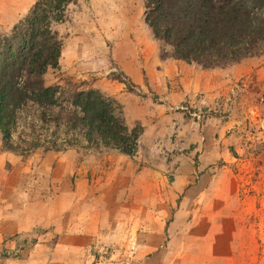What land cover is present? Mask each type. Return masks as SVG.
<instances>
[{
    "label": "rangeland",
    "instance_id": "rangeland-1",
    "mask_svg": "<svg viewBox=\"0 0 264 264\" xmlns=\"http://www.w3.org/2000/svg\"><path fill=\"white\" fill-rule=\"evenodd\" d=\"M143 15L142 0H79L53 25L45 85L96 90L142 132L131 156H20L0 134V221L24 214L0 264H264V54L212 70L161 59Z\"/></svg>",
    "mask_w": 264,
    "mask_h": 264
},
{
    "label": "trees",
    "instance_id": "trees-1",
    "mask_svg": "<svg viewBox=\"0 0 264 264\" xmlns=\"http://www.w3.org/2000/svg\"><path fill=\"white\" fill-rule=\"evenodd\" d=\"M79 0H38L0 36V134L6 151L115 150L131 156L140 126L129 129L119 106L93 89L47 86L58 66L53 25ZM160 58L223 68L264 54V0H142ZM126 77H124V80ZM123 82V81H122ZM125 83V82H123Z\"/></svg>",
    "mask_w": 264,
    "mask_h": 264
},
{
    "label": "crops",
    "instance_id": "crops-1",
    "mask_svg": "<svg viewBox=\"0 0 264 264\" xmlns=\"http://www.w3.org/2000/svg\"><path fill=\"white\" fill-rule=\"evenodd\" d=\"M38 0H0V36H5L11 33V30L13 29V27L18 23V21L20 19H22L23 15H25L28 10L32 7V5ZM154 58V57H153ZM173 60V59H172ZM170 59L164 60L162 62V66L165 67L167 64H170V62L172 61ZM172 62H179V61H175L173 60ZM7 152L1 151L0 150V156L2 154H6ZM51 152H47L46 153V157H50ZM26 178H30V177H26ZM31 179V181H30ZM30 179H26L31 186V182H32V178ZM25 185V183H23ZM26 186V185H25ZM25 188V187H24ZM26 191V190H25ZM29 191L27 192H23L20 193V195L22 196L21 198H18V205L16 207H28L30 205V203H32L33 201L28 197L29 196ZM62 197L61 196H57L56 199L52 200L49 204L48 207H53L54 202H58ZM33 207V206H32ZM3 206L0 205V209H2ZM50 212V211H49ZM12 212L10 215V221L9 226L10 228L6 227L4 225V223H2L0 221V235L2 234H7V231H9V229H13L16 232L13 234V236H16L20 233V231L23 230L22 226H23V212L21 214ZM50 216H52L54 214V211L51 210L50 212ZM60 214V213H59ZM12 235V233H11ZM19 237V236H18ZM17 237V238H18ZM17 238L15 237V239L17 240ZM58 243V242H57ZM37 246H42L40 243H37L33 246V248L37 247ZM54 244L51 243V245H49V250L51 249V247H53ZM30 249L29 248H24L21 250V254L22 256H26V254L28 253ZM53 254V253H52ZM45 259H47L46 262H50L52 263L54 260H57L55 258H53V256H51V254L45 256Z\"/></svg>",
    "mask_w": 264,
    "mask_h": 264
}]
</instances>
